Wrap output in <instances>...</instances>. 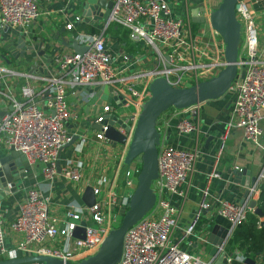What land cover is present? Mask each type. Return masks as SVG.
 Wrapping results in <instances>:
<instances>
[{"label": "built area", "instance_id": "2783aa9c", "mask_svg": "<svg viewBox=\"0 0 264 264\" xmlns=\"http://www.w3.org/2000/svg\"><path fill=\"white\" fill-rule=\"evenodd\" d=\"M52 1L0 0V49L18 37V29L28 41L33 40L38 34L33 35L31 30L42 14H50L44 12V7ZM69 1L71 5L67 9L62 8V12L74 11L82 0ZM111 1L110 24L118 23L129 28L130 38L141 43L151 58L154 55V66L150 69L136 70L139 65L137 57L125 52L114 54L105 37L81 30L69 39L87 46L88 50L79 53L56 43L53 60L49 66H44L47 73L42 75L38 66L33 68L30 65L27 70L18 71L3 58L7 52L0 54V107L3 112L0 115V150L3 148L7 152L14 148L24 158L29 171L40 167L46 181L45 185L25 188V195L16 204V215L11 223L7 224L0 213V260L45 255L75 262L95 254L110 232L120 224L138 184L141 167L126 165L125 155L143 104L152 94L149 88L152 80L166 76L174 87H189L215 76L225 66V44L218 31L206 22L208 29L194 32L190 18L191 8L203 4L208 20L214 8L213 0H184L185 15H176L169 0ZM237 17L245 39L241 41L239 74L227 92L232 107L225 131L220 136L221 146L215 158L216 164L208 175L209 181L201 189L191 218L182 226L180 220L189 186L203 155L198 138L200 123L196 117L204 103L169 110L167 116L163 114L158 122L162 136L158 153L159 175L153 181L156 203L125 233L123 255L117 264H212L191 251L192 247L208 243L209 231L197 232L202 218L218 216L226 219L231 228H236L248 221L249 214H255L249 202L242 204L228 200L212 192L210 187L213 179L222 178L217 164L232 131L242 130L243 138L264 153L262 0H241ZM84 18L82 13H73V18L69 17L66 22V29L74 30L76 23H82ZM49 37L52 36L49 34ZM31 69L32 73L29 72ZM243 71L244 77L241 76ZM104 84L114 87L117 95L121 96L119 107L126 111L118 113L128 118L130 131L120 130L126 135L127 142L120 144L117 150V146L106 138V114L112 110L109 102L103 104L101 111L92 119L91 124L101 125L92 135L89 131L93 125L74 124V131L80 127L87 131L73 145H78V150L83 152L88 148L99 159L94 167L95 177L86 185L93 187L95 203L88 206L81 200L55 206L53 195L63 179L73 187L86 182L83 159L72 156L61 160L64 146L75 134L69 131L68 123L78 118L71 109V91L79 86L92 90L93 86ZM94 95L93 90L87 94V99ZM173 122L179 136L197 135L193 147H182L167 140L168 129ZM24 184L25 181L18 192ZM262 185L264 165L250 187L251 200L259 201ZM11 187L8 183V188ZM82 221L85 225L81 224ZM77 229L84 238L74 235ZM10 239L13 240L12 246L7 242ZM227 261L228 264L244 262L245 256L235 251L228 255Z\"/></svg>", "mask_w": 264, "mask_h": 264}, {"label": "water", "instance_id": "95a60500", "mask_svg": "<svg viewBox=\"0 0 264 264\" xmlns=\"http://www.w3.org/2000/svg\"><path fill=\"white\" fill-rule=\"evenodd\" d=\"M241 0H221L218 6L214 7L208 20L206 19L205 7L200 4L191 9V20L194 23L202 24L208 22L212 28L218 31L225 44V66L213 77L200 81L198 84L189 87H174L166 76L155 77L150 84L151 96L143 104L133 137L129 143L125 155V164L131 165L136 158L141 160V171L138 176L136 190L130 200L129 207L122 220L114 228L103 242L101 248L93 255L79 261H65L60 258L45 255H26L17 258L0 260V264H117L123 255L124 237L127 230L141 220L155 205L157 199L156 190L153 188V181L158 178L159 165L158 153L162 133L158 129V122L161 116L171 108L183 109L195 104L211 102L218 99H226L227 92L233 81L239 74V53L242 41L241 23L237 17V10ZM83 16L95 21H103L105 25L110 24V15L113 7L111 0H82ZM200 14V15H199ZM7 30V29H6ZM62 29L54 37L38 34L33 40L28 41L27 37L18 29V37L4 46L3 58L7 64H11V57L14 59H27L31 67L38 66L41 73H47L44 66H49L53 60L56 43L72 48L74 51L84 53L87 46L80 45L76 40L68 37H60ZM53 52V53H52ZM166 65H169V57H166ZM33 72V69L29 71ZM243 71L241 76L244 77ZM95 95L90 103L101 111V106L107 102L112 105L110 113L106 114L105 124H108L106 138L113 146L125 145L127 137L120 128L130 131L128 118L121 116L116 107L120 105L121 96L117 95L114 87L104 84L93 86ZM12 109V107H11ZM0 107V115H2ZM74 124L68 123V129L75 132L72 140L64 148L72 146L86 133L85 127L74 131ZM100 129L101 125H95ZM60 165V161L58 163ZM60 171V166H59ZM29 168L25 166L24 158L19 152L10 148L5 154L0 153V202L17 193L25 181V173ZM234 182L240 184L244 189L241 203L249 202L254 213L260 218L264 217L263 210L258 206V201L251 198L250 187L254 185L256 177H251L248 169H235L233 171ZM21 181V182H19ZM8 183L12 187L8 188ZM95 193L92 186L86 187L82 201L92 206L95 203ZM85 225V222H81ZM212 231L208 243L212 245V264H228L227 258L230 254L227 250L229 240L234 227H224L220 224H210ZM83 231V230H82ZM74 235L84 238L83 233L77 229ZM245 264H260L252 258H246Z\"/></svg>", "mask_w": 264, "mask_h": 264}, {"label": "crops", "instance_id": "0c3cea01", "mask_svg": "<svg viewBox=\"0 0 264 264\" xmlns=\"http://www.w3.org/2000/svg\"><path fill=\"white\" fill-rule=\"evenodd\" d=\"M174 8V12L176 15H183L185 11L183 10V2L184 0H169ZM71 5L69 0H53L48 3L44 7V12H48L50 14H42L44 16L43 19L38 20L32 28V34H41L48 35L49 34L54 37L58 34V32L65 27L66 22L69 17L73 18V13L81 14L83 12V6L77 5L75 10H64L67 9ZM262 6L264 7V0H262ZM194 8V7H193ZM192 9V8H191ZM52 17V20L49 18ZM191 18V11H190ZM192 21V20H191ZM115 23L109 24V26L105 25L103 21H95L91 18H84L82 23H76V28L72 31L65 30L60 33V37H68L71 38L72 35L76 34L78 30L84 29L86 32L88 28H97L99 36H103L106 39L107 46L111 49L114 54L118 53H129L130 48L126 45L125 41L119 40V37L116 36L114 32H108L111 25ZM192 28L194 32H198L202 29H208V27H203L200 24L192 22ZM197 26H196V25ZM124 29H128L123 26ZM44 30L40 33L41 30ZM261 41H263L264 45V27L261 32ZM131 39V38H130ZM135 43V42H134ZM131 45H133V40L131 39ZM69 50V49H68ZM53 53V52H52ZM132 57H137L139 60V65L135 67L136 70L143 69L142 66L145 64L151 63V54L146 52V50L141 49V52L137 51L135 56L129 53ZM25 71V70H24ZM88 87L79 86L73 89L71 95L69 97L71 103V109L74 115L78 118L71 121L70 124H79L85 125L84 123L90 125L94 116L100 112L96 106L90 103L89 98L87 99V94L92 92ZM232 107L231 98L228 97L226 99H218L213 100L211 102H205L201 105L199 115L196 117V120L200 123V133H199V142L201 144V148L203 150V155L201 160L198 162L196 166V173L192 179V184L189 186V193L187 201L183 207L180 224L185 225L196 207V204L200 198V192L205 185H207L209 178L208 175L212 171L213 167L216 164L215 158L219 152L220 148V136L225 131L226 122L229 119L230 111ZM168 113L164 115L167 116ZM264 127V121H263ZM93 127L91 128L94 131L96 123L91 124ZM197 139L196 134H187L179 136L174 128V122L171 123L170 128L168 129L167 140L170 143L177 144L182 147L191 148L195 145ZM80 147L78 145H73L64 150L61 153V160H65L72 156H78L80 159H83L85 162V181L81 184V186L73 187L64 179L59 183L57 187L56 193L53 195V203L55 206H63L67 205L71 201L82 200L81 192L86 189V185H88L89 181L95 177L96 173L94 171L95 164L98 163L97 154H93L88 151L86 148V152L79 151ZM88 151V152H87ZM264 165V153L261 149L255 146L253 143L246 141L243 138V132L240 129H236L231 132L228 136L226 145L224 150L222 151L219 162L217 164V171L220 173L222 178L213 179L211 181V191L214 193H219L223 198L228 200L240 202L243 198L244 189L240 184L234 182L233 171L236 167L241 169H248L251 173V177H257L258 173L261 171ZM40 167L35 169H31L28 173H25V184L24 188L18 193L9 196L0 202V213L3 214L4 220L7 224L11 223L16 215V204L21 201V199L25 195V188L31 185L42 184L45 185L46 181L44 176L40 173ZM36 172L38 174H36ZM36 176V177H35ZM231 181H230V180ZM21 196V197H20ZM264 220V217L261 218ZM220 224L224 227H230L229 222L221 217L214 216L211 218H202L197 232L201 234L203 230H208L209 234L212 231V227L214 224ZM8 245H13V240H8ZM200 246V245H199ZM192 247L191 251L199 253L201 256L204 255L205 258H202L205 261L212 262V257L210 255L212 245L209 243L202 245L201 247ZM229 253H231L228 250ZM260 263V262H259Z\"/></svg>", "mask_w": 264, "mask_h": 264}, {"label": "trees", "instance_id": "16d2710c", "mask_svg": "<svg viewBox=\"0 0 264 264\" xmlns=\"http://www.w3.org/2000/svg\"><path fill=\"white\" fill-rule=\"evenodd\" d=\"M109 28L110 29L108 30V32H114L116 36L119 37V40H122V37L120 38V36L123 35V40L125 41L126 45L130 48V51H128L129 53L135 56L134 54H136L137 51L141 52V43L133 41V45H131L129 28L124 29L123 25L118 23L111 25ZM81 31L85 30L82 29ZM87 31V33L89 34L98 33V29L93 27L88 28ZM3 52L5 53V50ZM129 53L128 55H130ZM226 98H228V96H226ZM172 109L174 108H171L170 110ZM0 153L3 155L6 153V150L2 148L0 150ZM258 206L264 212V185L261 186V193L258 201ZM260 221V217L256 214H249L248 221L237 226L234 229L232 236L229 240L227 250H229L231 253H234L235 251H240L245 256V259L252 258L257 263L260 262V264H264V220L261 222ZM259 222L261 226H259ZM231 264L245 263L241 261H234Z\"/></svg>", "mask_w": 264, "mask_h": 264}, {"label": "rangeland", "instance_id": "374dc122", "mask_svg": "<svg viewBox=\"0 0 264 264\" xmlns=\"http://www.w3.org/2000/svg\"><path fill=\"white\" fill-rule=\"evenodd\" d=\"M221 2V0H213L212 1V3H213V7H216V6H218V4ZM183 15H185V13H183ZM44 18V16L43 15H41L40 17H39V20L40 19H43ZM51 20H52V17H49ZM259 20H261V19H259ZM201 25V24H200ZM201 26H203V27H208L207 26V24L206 23H202V25ZM242 41H244V39H245V34H244V31H243V29H242ZM261 38H262V36H261ZM2 43V39H0V44ZM262 45H263V41H262ZM3 49H0V54H1V52H3L2 51ZM9 57H10V59H11V64H9L10 66H12L13 68H15L16 70H18V71H24V70H27L28 69V67L30 66V64L27 62V59L25 58V59H14V57H11L10 55H9ZM154 66V55H152V58H151V63H148V64H145L144 66H142V68L143 69H150L151 67H153ZM138 88H140V86H137ZM116 109H117V111L118 112H125L126 111V109H124V108H122L121 106L120 107H116ZM93 134V131L92 130H90L89 131V135H92ZM120 147H121V145L119 144V145H117V150H119L120 149ZM131 164H133V165H136V166H139V167H141L142 165H141V160L139 159V158H136V159H134L133 161H132V163ZM19 182H21V181H19ZM21 197V196H20ZM122 220V219H121ZM118 226H119V224H118ZM202 245H200L199 247H201ZM202 256H203V258H205L204 257V255L202 254Z\"/></svg>", "mask_w": 264, "mask_h": 264}]
</instances>
